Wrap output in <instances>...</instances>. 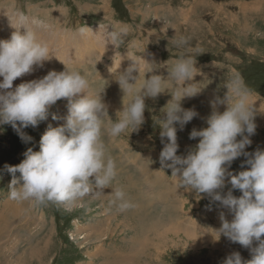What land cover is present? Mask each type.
<instances>
[{
	"label": "rangeland",
	"instance_id": "374dc122",
	"mask_svg": "<svg viewBox=\"0 0 264 264\" xmlns=\"http://www.w3.org/2000/svg\"><path fill=\"white\" fill-rule=\"evenodd\" d=\"M22 27L47 44L52 58L14 81V88L66 67L86 74L92 96L101 95L107 110V128L122 117L120 112L146 79L159 75L167 80L181 54L192 55L198 73L186 86L199 84L201 91L184 98L181 107L198 115L183 130L176 125L177 155L186 156L199 143L189 139L191 131L207 127L210 102L223 98V86L232 78L250 91L254 104L256 132L245 151L264 150V0H0V41L9 40L16 30L23 33ZM121 30L126 34L116 48L105 36ZM181 37L187 43L178 47ZM133 60L141 64L140 77L133 95L125 96L115 78ZM175 87L166 81L164 93L145 97L144 123L138 130L130 128L115 138L102 134L117 176L105 195L85 197L71 207L8 199L12 175L5 169L20 164L29 148L39 151L49 125L65 123L67 100L53 105L49 118L36 128L24 130L31 142H22L10 125L0 127V264H223L234 252L251 259L250 249L215 232L221 213L233 219L228 209L210 203L207 194L186 191L170 169L161 167L163 145L156 120L164 117ZM51 114L61 119L53 120ZM245 159L235 160L229 171L246 170L241 167ZM114 188L122 189L134 206L120 211L111 205L112 197L106 195ZM229 189L226 180L218 191L226 194ZM233 195L242 194L234 190Z\"/></svg>",
	"mask_w": 264,
	"mask_h": 264
},
{
	"label": "clouds",
	"instance_id": "9594fccd",
	"mask_svg": "<svg viewBox=\"0 0 264 264\" xmlns=\"http://www.w3.org/2000/svg\"><path fill=\"white\" fill-rule=\"evenodd\" d=\"M22 28L23 33L16 30L9 40L0 41V127L10 125L21 141L28 143L32 138L24 130L46 121L50 108L58 101L67 100L68 115L62 125L48 126L40 139L39 151L29 148L20 164L5 165L12 175L8 199L39 206L71 207L85 197L105 195L104 189L111 187L117 176V166L107 154L102 134L106 132L109 138H115L130 128L133 132L138 130L144 123L145 97H158L164 93L163 84L173 81L176 87L172 100L164 108V117L156 120L163 145L159 156L161 167L170 169L172 177L186 191L207 194L210 203L218 202L232 215L233 219L228 221L221 213V227L215 232L219 238L223 236L250 249L251 259L243 260L239 252H234L223 264H264V150L245 151L256 132L255 112L251 93L238 78L225 82L223 87L227 91L223 98L216 96L210 102L212 112L206 120L207 127L193 129L189 135V139H199V143L186 156H181L177 155L176 125L183 130L198 115L195 110L181 107L184 98L201 91L199 84L186 86L198 73L194 56L182 53L169 70L167 80L159 75L146 79L142 90L120 112L122 117L115 122L111 120L105 128L107 110L101 95L92 96L86 74L66 67L64 71L51 70L43 78L13 87L18 78L43 68L52 58L47 44L38 41L34 31ZM125 34L124 30L109 31L105 39L116 47ZM186 43L187 39L181 37L177 46ZM133 61L124 74H116L115 78L125 96L133 95L140 77L141 64ZM134 72L139 76L133 75ZM220 106H226L223 112L219 111ZM51 116L53 120L61 119L55 114ZM241 156L246 158L241 165L246 170L229 171ZM226 180L231 189L224 194L218 190L226 186ZM234 190L242 195L234 196ZM106 196L112 197L110 204L120 211L134 206L120 188H114Z\"/></svg>",
	"mask_w": 264,
	"mask_h": 264
},
{
	"label": "bare ground",
	"instance_id": "6f19581e",
	"mask_svg": "<svg viewBox=\"0 0 264 264\" xmlns=\"http://www.w3.org/2000/svg\"><path fill=\"white\" fill-rule=\"evenodd\" d=\"M84 30V29H83ZM196 238V237H195Z\"/></svg>",
	"mask_w": 264,
	"mask_h": 264
}]
</instances>
